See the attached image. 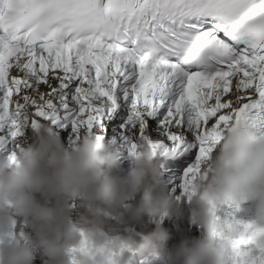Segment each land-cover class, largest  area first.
<instances>
[{"label":"snow or ice","instance_id":"1","mask_svg":"<svg viewBox=\"0 0 264 264\" xmlns=\"http://www.w3.org/2000/svg\"><path fill=\"white\" fill-rule=\"evenodd\" d=\"M38 121L148 140L183 195L231 127L264 136V0H0V153ZM228 208V264H264Z\"/></svg>","mask_w":264,"mask_h":264},{"label":"clouds","instance_id":"2","mask_svg":"<svg viewBox=\"0 0 264 264\" xmlns=\"http://www.w3.org/2000/svg\"><path fill=\"white\" fill-rule=\"evenodd\" d=\"M34 133L37 142L19 147L14 160L0 153V226H10L6 237L0 235V264H34L37 250L47 264H72L70 249L75 264H129L133 249L142 252L138 258L157 255L160 264H228L217 236L218 212L230 204L255 210L252 237L264 245V136L249 126L224 134L183 195L179 181L161 182L160 157L148 140L137 143L124 175L117 148L96 133L81 132L69 147L47 121H38ZM76 199L83 212L74 222L70 202ZM142 216L145 224L141 230L133 224L127 247L118 245L128 229L110 235L101 227L106 220L128 224ZM17 219L22 230L10 234ZM107 239L114 244L105 255Z\"/></svg>","mask_w":264,"mask_h":264},{"label":"rangeland","instance_id":"3","mask_svg":"<svg viewBox=\"0 0 264 264\" xmlns=\"http://www.w3.org/2000/svg\"><path fill=\"white\" fill-rule=\"evenodd\" d=\"M140 200V199H139ZM139 200H137L136 203L139 202ZM74 201V200H73ZM73 201L70 202V207L72 209V219L75 222L80 214L83 212V209L81 208V202L79 199H76L75 201L77 202L74 203ZM134 203L131 207L135 206ZM75 204V205H74ZM131 203H128V205H130ZM126 207L123 212L126 213L127 211ZM19 220L17 219V224L12 228L10 234H19L21 232V227L22 223H18ZM133 224H137V228H139L140 230L143 228L144 224H145V220L143 219V216L135 222L132 223H128V224H119L116 220L112 219V220H106L102 222V226L108 234L110 235H116L119 233H126L127 229L130 230L133 227ZM26 229V228H25ZM10 231V226L6 225L5 223L0 226V235H1V239H3L4 237H6L9 234ZM145 231H150V228H148V230ZM35 239V237H33ZM178 241L177 238L174 239V245L176 246V242ZM37 256V262L38 264H47L48 258L46 256L43 255L42 250H37L36 253ZM135 264H160L159 258L157 255H152V254H144L141 258L137 259V262Z\"/></svg>","mask_w":264,"mask_h":264},{"label":"bare ground","instance_id":"4","mask_svg":"<svg viewBox=\"0 0 264 264\" xmlns=\"http://www.w3.org/2000/svg\"><path fill=\"white\" fill-rule=\"evenodd\" d=\"M118 150L120 151V155L121 156H126L127 155V152H125L122 148H120L119 146L117 147ZM156 171L159 173V178L161 179L162 178V171L157 169L156 168ZM152 174V173H151ZM75 205V204H74ZM21 223V221H19ZM18 222V223H19ZM23 231L28 234V235H31L32 237H35V234L31 231V229H28V228H23ZM82 235H85L82 233ZM85 239H86V235H85ZM180 240L178 239V241L176 242V245L179 244ZM113 240H110V239H107V244H106V248H105V251L103 254H109L110 251L112 250V245H113ZM71 253H72V264H75V253H76V250L75 249H70L69 250ZM34 264H38L37 262V256H35V259H34Z\"/></svg>","mask_w":264,"mask_h":264}]
</instances>
